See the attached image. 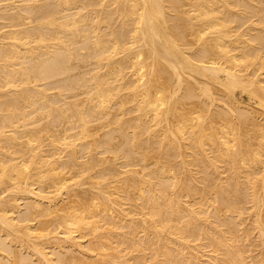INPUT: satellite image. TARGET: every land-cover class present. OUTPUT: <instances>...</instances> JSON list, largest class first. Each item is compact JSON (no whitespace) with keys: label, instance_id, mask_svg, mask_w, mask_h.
<instances>
[{"label":"bare ground","instance_id":"obj_1","mask_svg":"<svg viewBox=\"0 0 264 264\" xmlns=\"http://www.w3.org/2000/svg\"><path fill=\"white\" fill-rule=\"evenodd\" d=\"M0 264H264V0H0Z\"/></svg>","mask_w":264,"mask_h":264}]
</instances>
